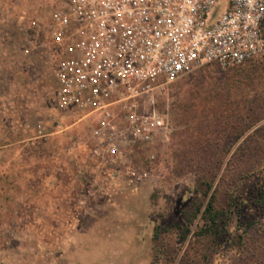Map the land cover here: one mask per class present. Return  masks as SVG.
Instances as JSON below:
<instances>
[{
    "label": "rangeland",
    "instance_id": "rangeland-1",
    "mask_svg": "<svg viewBox=\"0 0 264 264\" xmlns=\"http://www.w3.org/2000/svg\"><path fill=\"white\" fill-rule=\"evenodd\" d=\"M55 2L0 0V134L34 136L37 123L44 127L23 150L16 143L0 150V201L29 191L47 203L0 204V264H68L65 233L76 220H51L50 198L64 190L48 188L36 173L38 165L49 169L57 149L83 168L75 174L82 189L70 196L84 201L74 213L90 234L85 245L105 243L80 254V263L110 257L120 264H264V58L227 70L206 65L174 82L164 105L168 130L151 147L152 162L132 156L147 166L135 179L94 162L84 151L85 122L49 104L55 45L47 23ZM31 18L41 27H30ZM19 182L43 185L17 190ZM212 192L219 211L214 233L201 218ZM186 218H193L188 232ZM38 229L46 234L34 235Z\"/></svg>",
    "mask_w": 264,
    "mask_h": 264
},
{
    "label": "built area",
    "instance_id": "built-area-1",
    "mask_svg": "<svg viewBox=\"0 0 264 264\" xmlns=\"http://www.w3.org/2000/svg\"><path fill=\"white\" fill-rule=\"evenodd\" d=\"M55 3L49 104L85 122L84 151L94 162L135 179L147 173L135 154L152 162L151 147L168 130L164 105L174 82L206 65L227 70L264 58V0Z\"/></svg>",
    "mask_w": 264,
    "mask_h": 264
},
{
    "label": "crops",
    "instance_id": "crops-1",
    "mask_svg": "<svg viewBox=\"0 0 264 264\" xmlns=\"http://www.w3.org/2000/svg\"><path fill=\"white\" fill-rule=\"evenodd\" d=\"M7 107L10 108L11 106L8 105ZM75 122L77 123L78 121H75ZM13 123L14 121L11 119V125H13ZM38 125L42 127L41 123H37L36 127ZM8 133L9 132L2 130L0 134V140L3 139L5 141V143H2L0 145L1 151L2 149H5V148H8L7 151H9L11 144H14V143L17 144V148L21 147L19 148V150L21 151L26 147V145L29 142L36 143L37 139L41 138L44 135L42 131L40 133L37 131L38 134H35L34 136L28 135V136H23L20 138L18 137V138L10 139L11 136ZM64 153L65 152L62 149H57L56 151H54L52 155L54 159H52L53 162H52V165L49 167V169L44 168L41 165H38L37 166L38 171L36 173H38V175H40L41 178H43L42 182L44 183V185L48 184V188H51L53 190H64L63 196L59 195L56 197V195H54L53 197L50 198L51 202H49V205L51 204L54 205V211H52L54 215L51 214L53 215L52 218L54 219H51V220H55L59 218L60 220L62 218L64 219L68 218L70 222H73L74 220H76L77 223L74 221L72 224H70V227H68L70 229H68V232L65 233L68 236V264H83L82 262L80 263L79 261V257L83 258V256L80 254H83V253L86 254V252L88 253V250L92 247H94L95 249H98L97 250L98 252L101 250H104L105 243L101 242L99 244L96 240L87 244V246L84 243V238H86L87 236L90 237V234H87L88 233L87 230L84 229V227H82L81 222L83 221L82 220L83 218H81V215L76 216L74 213L76 210V206H78L79 204L81 205L84 201L83 202L73 201L70 196L73 190L77 188L82 189L81 181L77 179L75 174L80 171H83V168L82 166H78V167L75 166L74 163H68V157H67L68 154L66 155ZM9 165H10L9 162L5 163V167H9ZM60 177H61V180L59 179ZM42 182L38 184V186H36L37 184L29 185L26 182H19L17 183V185L13 187H15L17 190H19V188H23L26 190L27 189L37 190L39 188H42V185H43ZM9 187H12V186L10 185ZM18 193L15 196H12V194L10 193L9 196L3 197V199L0 201V204L8 203V204H15V205H23V206H26V208L30 206L31 204L33 205H43V204L46 205L47 204L46 202L42 200L39 201L36 198H33L31 196V193H29V191H26L24 195H20ZM71 205H74V210L69 208L71 207ZM19 219H21V217L18 218V220ZM14 230L16 231L15 228ZM32 232H34V235H38V236L46 234L44 232H41L40 229L36 231L33 230ZM91 236H97V235L93 234ZM107 246L112 248L113 250V247L110 244H107ZM83 259L81 260L83 261ZM102 264H120V261H117L115 263L112 259L110 260V257H109V259L106 262L105 260H103Z\"/></svg>",
    "mask_w": 264,
    "mask_h": 264
},
{
    "label": "trees",
    "instance_id": "trees-1",
    "mask_svg": "<svg viewBox=\"0 0 264 264\" xmlns=\"http://www.w3.org/2000/svg\"><path fill=\"white\" fill-rule=\"evenodd\" d=\"M203 183V186L206 188V190L211 188V183L209 181H201ZM214 199L215 194L212 192L210 194L209 200L207 202V205L202 211L201 218L203 220V229L206 231H210L211 233H214L217 229V220L219 217V211L215 209L214 207ZM193 223V218L189 219L186 218V223H184L185 231L190 230V226ZM199 230L202 229L201 227H198ZM195 236V234H194ZM193 236V238H194ZM195 239H193L194 241ZM192 241V243H193Z\"/></svg>",
    "mask_w": 264,
    "mask_h": 264
}]
</instances>
